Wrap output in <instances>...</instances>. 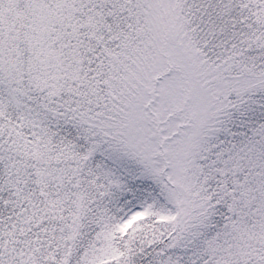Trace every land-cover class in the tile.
<instances>
[{
    "label": "snow or ice",
    "instance_id": "obj_1",
    "mask_svg": "<svg viewBox=\"0 0 264 264\" xmlns=\"http://www.w3.org/2000/svg\"><path fill=\"white\" fill-rule=\"evenodd\" d=\"M0 264H264V0H0Z\"/></svg>",
    "mask_w": 264,
    "mask_h": 264
}]
</instances>
